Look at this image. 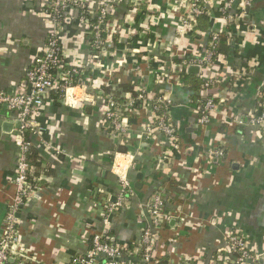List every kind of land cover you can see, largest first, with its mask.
<instances>
[{
  "label": "crops",
  "instance_id": "obj_1",
  "mask_svg": "<svg viewBox=\"0 0 264 264\" xmlns=\"http://www.w3.org/2000/svg\"><path fill=\"white\" fill-rule=\"evenodd\" d=\"M81 1L92 16L104 0ZM182 1L115 0L104 39L109 50L98 58L77 9L69 8L72 20L62 26L61 47L64 59L80 70L84 87L69 93L73 101L60 91L50 94L32 129L23 130L17 114L0 106V238L15 206L21 136L30 142L29 178L38 187L16 209V246L24 263L20 257L17 262L80 264L92 237L103 233L110 243L127 247L128 258L138 259L134 252L147 224L144 206L160 192L171 219L155 238L156 264H221L230 256L224 249L230 232L248 241L257 256L253 264H264V128L247 122L264 97V0H253L241 18L229 19L220 0H211L209 14H203L208 24L198 27V18L191 29L183 24ZM44 3L0 0V92L25 90L26 72L53 29ZM216 33L228 36L230 51L209 68L187 71L183 61L202 55ZM120 84L169 100L178 149L160 132L144 136L153 117L139 103L130 109L134 116H125V133L105 122L107 97H115ZM207 97L220 102V111L202 126L194 101ZM121 98L132 99L124 92ZM215 147L224 149L219 160L206 155ZM120 174L128 177L132 193L107 225L104 212L121 193Z\"/></svg>",
  "mask_w": 264,
  "mask_h": 264
},
{
  "label": "built area",
  "instance_id": "obj_2",
  "mask_svg": "<svg viewBox=\"0 0 264 264\" xmlns=\"http://www.w3.org/2000/svg\"><path fill=\"white\" fill-rule=\"evenodd\" d=\"M115 0H104L97 8L95 16L97 22L94 24L85 15H90L86 4L81 0H45L43 6V14L50 20L53 29L48 33L46 44L33 64L28 68L25 76V90L23 92L8 94L0 92V106L5 110L17 114V119L21 122L23 130L32 129L36 126L35 117L38 108L45 102L46 98L54 90L61 92L68 101H73L69 93L77 86L84 87L83 77L75 66L68 60L64 59L61 47V29L64 24L69 23L72 17L68 15V10L74 7L78 11V21L84 25L85 32L91 36V50L96 58L101 55L103 48L107 46L100 37L102 31V23L108 16L110 5ZM253 0H220L221 11L224 18H241L246 9L251 5ZM211 0H183L182 7L184 10L183 24L188 29L195 27L197 19L205 13H208ZM81 8V12H79ZM107 28V27H106ZM219 34L212 36L209 43L210 48H206L202 55L193 56L183 61V64L197 65L203 68H209L213 62L217 60L218 55L215 51V41ZM76 77V81L74 78ZM212 81L204 82L203 86H208ZM84 97H87L86 94ZM82 97V98H84ZM147 106L152 114V121L144 127L143 134L145 137H151L154 133L160 132L165 137L171 149L179 148V137L177 127L170 119V102L165 96H157L148 98L144 91L137 93L129 103L123 104L133 110L135 104ZM195 113L198 116V123L202 126L208 124L211 114L220 111V102L213 97L205 99H195ZM122 105L114 100H108L104 110V120L110 123L114 131L125 133L128 128V121L122 112ZM238 124L241 120L234 119ZM248 124H253L264 128V97L261 102L260 111L248 118ZM21 131V130H20ZM22 132V131H21ZM19 147V158L17 162V170L15 176V206L9 210L6 217L5 228L0 238V264H22L23 255L16 246V229L17 222L16 209L23 204L35 190H38L37 184L30 181V142L26 141L23 136L17 140ZM206 155L211 159L219 160L224 156L222 147L210 148ZM121 193L117 196L116 201L110 204L105 210L107 218L105 223L108 225L110 215L115 212L125 198L132 193L129 179L124 174L119 175ZM165 198L160 192L153 193L144 206L147 214V224L142 231L141 239L138 242L137 251L138 259L128 258L127 247H121L112 244L108 240L106 233L94 235L91 239V248L88 253L80 258V264H156L153 259V248L155 238L159 231L163 228L167 221L171 219L164 210ZM224 247L226 253L230 256L226 257L221 264H253L257 260L249 248L248 241L235 232L227 234V241ZM20 257V262L17 259ZM75 264V263H71ZM174 264H197L190 261H179Z\"/></svg>",
  "mask_w": 264,
  "mask_h": 264
},
{
  "label": "trees",
  "instance_id": "obj_3",
  "mask_svg": "<svg viewBox=\"0 0 264 264\" xmlns=\"http://www.w3.org/2000/svg\"><path fill=\"white\" fill-rule=\"evenodd\" d=\"M146 1V0H145ZM143 5V4H142ZM144 7L145 6H141V8H142V10L144 11ZM81 8H79V12H81ZM85 15L90 19V21L91 22H93L94 24L97 22V18L94 16H90V15H88L86 12H85ZM206 19H208L206 16H201V17H199V19H198V23H197V26L198 27H200V25H201V22H205V24H208L207 23V20ZM107 23H108V17L106 16V19H105V21L102 23V27H103V29H102V31L100 32V37H101V39L102 40H104L105 39V37L107 36V30H106V27H107ZM133 43L131 44V45H135V43H136V39H132L131 40ZM211 41H212V39H211ZM208 47L210 48V46L208 45ZM207 47V48H208ZM104 50H109V48L107 47V46H104V48H103ZM230 49H231V43L228 41V36H226V34H219V36H218V38L216 39V41H215V51H216V53H217V55L219 56L220 54H225V53H228L229 51H230ZM184 73V72H183ZM182 73V75L183 76H187V75H185V74H183ZM74 80L76 81V77L74 78ZM196 82H198V83H196V86H197V88H199V84H200V82H199V80H197ZM119 86V91L117 92L118 94L120 93V92H124V93H128V94H131V98H134V97H136V95H137V91H134L133 90V88L130 86V85H127V84H120V85H117L116 87H118ZM57 93H58V90H54L51 94H54V96H56L57 95ZM117 93H115V92H113V96H115V97H111V98H109V97H107V100L106 101H108L109 99L110 100H114L115 102H117V103H119V104H125L126 103V100H125V98H121V100H119L118 99V94ZM109 95V94H108ZM109 98V99H108ZM125 100V101H124ZM123 114H124V116H134L135 114H133V112H132V110H130V108L126 105L124 108H123ZM171 119V118H170ZM172 121V120H171ZM173 123V122H172ZM30 153H31V149H30ZM30 155L31 154H29V159H30ZM31 162H30V168H31Z\"/></svg>",
  "mask_w": 264,
  "mask_h": 264
},
{
  "label": "water",
  "instance_id": "obj_4",
  "mask_svg": "<svg viewBox=\"0 0 264 264\" xmlns=\"http://www.w3.org/2000/svg\"><path fill=\"white\" fill-rule=\"evenodd\" d=\"M186 69H187V71H188V70H190V71L192 70V71H193V70H195V69H196V70H197V69H200V67L197 66V65H189V66L186 67ZM8 125H9V124H8ZM16 126H19V122L16 124ZM139 178H140V176H139Z\"/></svg>",
  "mask_w": 264,
  "mask_h": 264
}]
</instances>
